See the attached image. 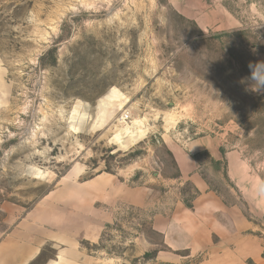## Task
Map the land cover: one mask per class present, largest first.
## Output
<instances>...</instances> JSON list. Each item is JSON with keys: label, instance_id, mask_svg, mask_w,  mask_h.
Instances as JSON below:
<instances>
[{"label": "rangeland", "instance_id": "1", "mask_svg": "<svg viewBox=\"0 0 264 264\" xmlns=\"http://www.w3.org/2000/svg\"><path fill=\"white\" fill-rule=\"evenodd\" d=\"M261 61L264 0H0V228L6 210H28L74 168L83 179L160 173L164 142L212 139L264 193V91L249 68ZM124 125L145 139L115 137ZM204 177L238 202L264 249V215L244 206L224 169ZM150 216L120 207L90 247L96 264H168L142 253L162 241Z\"/></svg>", "mask_w": 264, "mask_h": 264}, {"label": "crops", "instance_id": "2", "mask_svg": "<svg viewBox=\"0 0 264 264\" xmlns=\"http://www.w3.org/2000/svg\"><path fill=\"white\" fill-rule=\"evenodd\" d=\"M164 143L169 156L162 171L144 181L110 173L83 179L84 170L74 168L28 210H6L0 264H96L90 247L100 243L122 206L151 212V230L161 245L143 235L136 240L146 242L143 254L156 253L154 263L183 264L202 256L199 264H264V249L251 235L254 222L204 177L207 170L224 169L244 206L264 215L261 185L239 154L209 138L174 149ZM48 249L53 255L46 257Z\"/></svg>", "mask_w": 264, "mask_h": 264}, {"label": "bare ground", "instance_id": "3", "mask_svg": "<svg viewBox=\"0 0 264 264\" xmlns=\"http://www.w3.org/2000/svg\"><path fill=\"white\" fill-rule=\"evenodd\" d=\"M170 116V114H169ZM171 118L167 119V127H171L176 123V119L173 118L172 116H170ZM122 121H124V119H122ZM134 132V133H133ZM145 132L143 130H131L130 126H125L118 129L117 130V134L115 137L119 138V139H123V138H127L128 140L132 141V142H140L143 139H145L144 137Z\"/></svg>", "mask_w": 264, "mask_h": 264}, {"label": "clouds", "instance_id": "4", "mask_svg": "<svg viewBox=\"0 0 264 264\" xmlns=\"http://www.w3.org/2000/svg\"><path fill=\"white\" fill-rule=\"evenodd\" d=\"M249 68L251 69V81L252 84H255V91H264V61L258 62L256 64H249Z\"/></svg>", "mask_w": 264, "mask_h": 264}, {"label": "built area", "instance_id": "5", "mask_svg": "<svg viewBox=\"0 0 264 264\" xmlns=\"http://www.w3.org/2000/svg\"><path fill=\"white\" fill-rule=\"evenodd\" d=\"M125 118L127 119V118H128V116H125Z\"/></svg>", "mask_w": 264, "mask_h": 264}]
</instances>
